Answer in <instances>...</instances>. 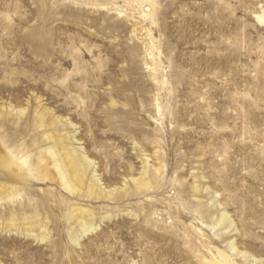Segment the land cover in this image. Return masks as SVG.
Listing matches in <instances>:
<instances>
[{
  "label": "rangeland",
  "instance_id": "rangeland-1",
  "mask_svg": "<svg viewBox=\"0 0 264 264\" xmlns=\"http://www.w3.org/2000/svg\"><path fill=\"white\" fill-rule=\"evenodd\" d=\"M0 147V264H264V0H0Z\"/></svg>",
  "mask_w": 264,
  "mask_h": 264
},
{
  "label": "bare ground",
  "instance_id": "bare-ground-1",
  "mask_svg": "<svg viewBox=\"0 0 264 264\" xmlns=\"http://www.w3.org/2000/svg\"><path fill=\"white\" fill-rule=\"evenodd\" d=\"M63 151L64 155L61 156L54 150H50L47 154L48 159L44 170L50 171V168H52L57 173L53 179H57L65 189L77 190L78 187L82 186L90 162L77 152L70 153L66 148ZM80 167L82 172H80ZM27 172L29 171L27 170ZM25 173L24 168H17L15 163H11L6 159V155L0 147V193L8 192L11 194L20 186L19 181ZM50 177L52 178V176ZM91 184L95 185V181L92 180ZM84 225L88 229L87 231L94 229L92 223H85ZM78 240L79 238L74 236V241L78 242Z\"/></svg>",
  "mask_w": 264,
  "mask_h": 264
}]
</instances>
